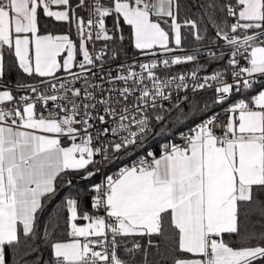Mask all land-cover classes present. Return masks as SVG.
Here are the masks:
<instances>
[{
	"label": "snow or ice",
	"instance_id": "snow-or-ice-1",
	"mask_svg": "<svg viewBox=\"0 0 264 264\" xmlns=\"http://www.w3.org/2000/svg\"><path fill=\"white\" fill-rule=\"evenodd\" d=\"M0 264H264V0H0Z\"/></svg>",
	"mask_w": 264,
	"mask_h": 264
},
{
	"label": "trees",
	"instance_id": "trees-1",
	"mask_svg": "<svg viewBox=\"0 0 264 264\" xmlns=\"http://www.w3.org/2000/svg\"><path fill=\"white\" fill-rule=\"evenodd\" d=\"M108 24H109V26L111 25V20H109L108 21ZM125 43H127V41L125 42ZM129 51H131V50H129ZM224 63H226V62H224ZM223 63V64H224ZM222 65V64H221ZM15 78H16V74L13 72L10 76H8L7 77V79H12V80H15ZM258 82V81H257ZM195 121H192V123H194Z\"/></svg>",
	"mask_w": 264,
	"mask_h": 264
},
{
	"label": "built area",
	"instance_id": "built-area-1",
	"mask_svg": "<svg viewBox=\"0 0 264 264\" xmlns=\"http://www.w3.org/2000/svg\"><path fill=\"white\" fill-rule=\"evenodd\" d=\"M98 47V46H97ZM226 62V61H225ZM117 63H119V61H117ZM217 111H219V109H217ZM219 119L221 120V121H223L224 119H225V117L223 116V115H221L220 117H219ZM195 123V122H194ZM190 126V125H189Z\"/></svg>",
	"mask_w": 264,
	"mask_h": 264
},
{
	"label": "water",
	"instance_id": "water-1",
	"mask_svg": "<svg viewBox=\"0 0 264 264\" xmlns=\"http://www.w3.org/2000/svg\"><path fill=\"white\" fill-rule=\"evenodd\" d=\"M141 59H147V58H143V57H142ZM224 62H225V61H220L219 63H220V64H223ZM258 83H259V80H258Z\"/></svg>",
	"mask_w": 264,
	"mask_h": 264
},
{
	"label": "rangeland",
	"instance_id": "rangeland-1",
	"mask_svg": "<svg viewBox=\"0 0 264 264\" xmlns=\"http://www.w3.org/2000/svg\"><path fill=\"white\" fill-rule=\"evenodd\" d=\"M99 47V45H97Z\"/></svg>",
	"mask_w": 264,
	"mask_h": 264
}]
</instances>
